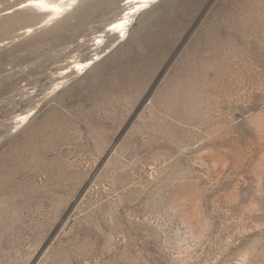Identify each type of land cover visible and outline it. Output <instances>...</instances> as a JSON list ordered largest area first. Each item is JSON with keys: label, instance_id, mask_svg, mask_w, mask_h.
<instances>
[{"label": "rangeland", "instance_id": "1", "mask_svg": "<svg viewBox=\"0 0 264 264\" xmlns=\"http://www.w3.org/2000/svg\"><path fill=\"white\" fill-rule=\"evenodd\" d=\"M20 1L0 0V264H264V0H162L50 96L123 0L27 36Z\"/></svg>", "mask_w": 264, "mask_h": 264}, {"label": "bare ground", "instance_id": "2", "mask_svg": "<svg viewBox=\"0 0 264 264\" xmlns=\"http://www.w3.org/2000/svg\"><path fill=\"white\" fill-rule=\"evenodd\" d=\"M161 1L162 0H155V2L152 3L147 9H144L141 12H139L138 14H136L132 18V20L129 23V25L127 26L126 32H125V34L123 36H121L118 31H111L110 30V25L113 22L117 21L118 18L121 17V14H122V12L125 9L116 18H114L109 23H107L102 31H99V32H97V33H95L93 35V37H92V39L90 41V44H91V53L90 54H91V56L81 59L79 57L80 53H78V52L77 53H73V55L69 58L68 65L64 66L63 68H61L59 71L56 72V74H57V76H59V78H57V80L52 83V85L48 89V92H47L46 96H50L52 94H55L66 83H68L71 79L77 78V77H80V76L84 75L104 55L109 53L112 49L116 48L120 43L125 42L128 39L129 34H130V30L133 27V25L135 24V22L137 21V18L139 16H141L142 14H144L145 12L149 11L152 7H154L155 5L160 3ZM26 2H27V0H22L18 4H16L14 6V8H19L22 11H27V12H30L32 14H35L30 9L20 8V4L26 3ZM79 3H80V0H79ZM121 5H124L123 1L121 2ZM35 15L38 17V22L35 23V24H32V25H28V26L24 27L23 29H21V32H23L24 36H27V35L31 34L32 32L35 31V29H39V28H42V27L48 28V27H51V26L55 25L56 23H58L59 21L62 20V19H60V20L55 21V22H53L51 24H45L43 17H41V16H39L37 14H35ZM29 28L32 29L31 33H29V31H28ZM107 34L110 35V36H114L115 40L110 42L108 44V46H106L103 51L98 52L97 50L101 49L108 42ZM81 65H84V66L81 67ZM35 108H36V106L32 107V108H29V109H27L26 111H24L22 113L16 114L14 116V118H13V123H12L13 125L11 127V132H16V131L20 130L21 128H23L26 125V123L28 122L29 118L34 113ZM20 117H26V119L21 120V119H19Z\"/></svg>", "mask_w": 264, "mask_h": 264}, {"label": "snow or ice", "instance_id": "3", "mask_svg": "<svg viewBox=\"0 0 264 264\" xmlns=\"http://www.w3.org/2000/svg\"><path fill=\"white\" fill-rule=\"evenodd\" d=\"M154 2L155 0H123L125 10L122 12L121 17L110 25V30L118 31L123 36L132 18ZM78 5L79 0H27L26 3L20 4V8L32 10L35 14L44 18L45 24H51L63 19ZM28 31L31 33L32 29L29 28ZM83 66L81 65V67ZM19 119L24 120L26 117H20Z\"/></svg>", "mask_w": 264, "mask_h": 264}, {"label": "water", "instance_id": "4", "mask_svg": "<svg viewBox=\"0 0 264 264\" xmlns=\"http://www.w3.org/2000/svg\"><path fill=\"white\" fill-rule=\"evenodd\" d=\"M123 6H125V5H123ZM44 27H42V28H39V29H36L35 31H37V30H40V29H43ZM132 29V28H131Z\"/></svg>", "mask_w": 264, "mask_h": 264}]
</instances>
